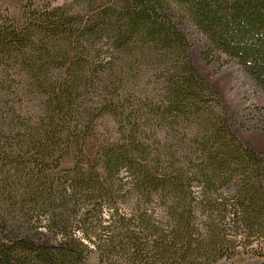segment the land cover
Wrapping results in <instances>:
<instances>
[{
    "label": "trees",
    "instance_id": "trees-1",
    "mask_svg": "<svg viewBox=\"0 0 264 264\" xmlns=\"http://www.w3.org/2000/svg\"><path fill=\"white\" fill-rule=\"evenodd\" d=\"M22 9L0 21V264L264 255V154L233 133L181 29L264 89V0Z\"/></svg>",
    "mask_w": 264,
    "mask_h": 264
},
{
    "label": "rangeland",
    "instance_id": "rangeland-1",
    "mask_svg": "<svg viewBox=\"0 0 264 264\" xmlns=\"http://www.w3.org/2000/svg\"><path fill=\"white\" fill-rule=\"evenodd\" d=\"M27 0H0V21L6 16L21 20L22 5ZM55 5L69 3L74 8L80 5L92 6V0H52ZM191 43V56L194 65L217 91L232 121L233 133L247 146L264 154V89L254 83L252 78L236 63L219 66L203 56V39L193 25L181 27ZM1 114V113H0ZM101 132H108L110 124L101 120ZM97 146L95 137H89L86 152L89 154ZM74 155L64 159L62 167L74 164ZM86 264H98L96 254H90ZM216 264H264V255L249 257L238 255L232 259H223Z\"/></svg>",
    "mask_w": 264,
    "mask_h": 264
}]
</instances>
